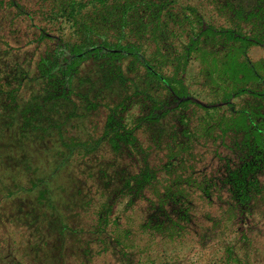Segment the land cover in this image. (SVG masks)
<instances>
[{
	"label": "trees",
	"instance_id": "obj_1",
	"mask_svg": "<svg viewBox=\"0 0 264 264\" xmlns=\"http://www.w3.org/2000/svg\"><path fill=\"white\" fill-rule=\"evenodd\" d=\"M21 1L0 0L10 9L0 16V264L64 261L83 186L145 202L141 226L155 231L184 219L188 183L224 191L238 207L263 194L264 155L249 150L264 137V60L247 50L264 43V0H210L229 27L190 19L177 0H38L72 23L67 39L11 28L31 20ZM40 39L49 48L29 50ZM194 52L210 56L198 68L213 101L186 83ZM201 137L203 166L218 165L195 180ZM160 171L174 178L156 193Z\"/></svg>",
	"mask_w": 264,
	"mask_h": 264
},
{
	"label": "rangeland",
	"instance_id": "obj_2",
	"mask_svg": "<svg viewBox=\"0 0 264 264\" xmlns=\"http://www.w3.org/2000/svg\"><path fill=\"white\" fill-rule=\"evenodd\" d=\"M177 1L179 5L191 9L190 19L199 20L204 26H230L229 19L215 11L210 0ZM21 2L25 11L29 12L31 20L17 19L11 28L34 26L35 37L41 29L62 39H67L73 34L72 23L60 14L48 16L50 7L47 3L38 0ZM3 8L4 5L0 4V16L7 17L10 9ZM1 26H5L4 21H1ZM243 31L251 33L247 26H244ZM40 33L42 34V31ZM40 33L38 36H41ZM28 39L30 36L22 37L20 43L24 44ZM200 40L206 43L207 47L208 41H205L203 36ZM50 45V41L40 39L39 42L31 43L28 48L33 50V47L37 46L38 49L45 50ZM192 55L193 59L187 67L186 83L198 100L213 101L205 87L201 86L202 79L199 76V61L204 54L194 52ZM38 56L36 54L33 59L37 60ZM204 56L207 59L210 57ZM247 56L252 62L264 60V43L249 45ZM191 125L193 126L194 122ZM262 125L264 127V123ZM252 139L255 141V135ZM257 139L254 148L249 150L250 156L255 159L261 154L264 155V137L258 135ZM208 145L206 137H201L193 145L194 160L198 162L193 163L197 169L192 172L195 180L202 179L204 174H214L216 164L218 165L215 159L216 161L209 160L206 168L203 166L202 157H205L207 152L204 151ZM213 148L216 149V146ZM216 151L225 152L221 148ZM159 157L158 155L154 158V164L159 163ZM211 163H214V166L209 168ZM254 170L256 169H252ZM159 177L160 183L152 189L156 193H160L165 183H169V178H174L172 174L168 176L165 171H160ZM257 177H260L264 184V170H259ZM201 185L193 182L182 186L184 190L183 198H180L183 201L181 207L187 210L184 219L158 231L141 226L145 219L142 212L146 206L145 202H131L128 196L120 197L117 194L105 200L102 189L83 186L80 191L87 203L71 212V227L75 231L69 233L66 239L69 240V251L66 253V259L60 261V264H264V191L254 198L250 206L238 207L230 202L224 191H203ZM106 210H109V214L99 219V213L103 215Z\"/></svg>",
	"mask_w": 264,
	"mask_h": 264
}]
</instances>
